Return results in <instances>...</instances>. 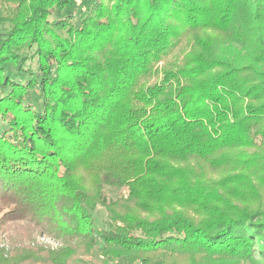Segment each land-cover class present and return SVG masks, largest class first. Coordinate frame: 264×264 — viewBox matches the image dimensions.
Listing matches in <instances>:
<instances>
[{"label":"trees","instance_id":"trees-1","mask_svg":"<svg viewBox=\"0 0 264 264\" xmlns=\"http://www.w3.org/2000/svg\"><path fill=\"white\" fill-rule=\"evenodd\" d=\"M74 1L0 0V264H257L264 0Z\"/></svg>","mask_w":264,"mask_h":264},{"label":"rangeland","instance_id":"rangeland-1","mask_svg":"<svg viewBox=\"0 0 264 264\" xmlns=\"http://www.w3.org/2000/svg\"><path fill=\"white\" fill-rule=\"evenodd\" d=\"M96 2V0H75L72 8L69 10V12L64 11L61 13H58L57 11H54L49 19L51 21L57 20L65 16L67 13H70L72 15V23L75 26H78L82 19L84 18L86 12L93 6V4ZM8 30V25L0 23V34L4 33ZM32 69H34L35 65L34 63H30ZM1 126V124H0ZM213 176H216V173L212 174ZM105 192L108 199H113L116 196L119 195V191L117 189H109L105 188ZM93 217L95 220V224L97 228L100 231H104L108 229V220L106 218L105 210L101 207H96L95 211L93 212ZM264 221V217L260 218ZM21 226H18L16 229L6 230L0 233V247L7 249L10 247V242L8 241L7 236H10V239L16 242H13L14 245L18 246H33L37 245L40 247H45L49 249H57L60 248L63 245V242L59 239H55L53 237L40 234L34 229H29L27 231L20 228ZM262 231L257 234V237H253L254 241V250L255 253L253 255L254 260L257 262V264H264V226L262 227ZM111 264H133V263H127L124 261H114ZM245 264H251L249 262Z\"/></svg>","mask_w":264,"mask_h":264}]
</instances>
